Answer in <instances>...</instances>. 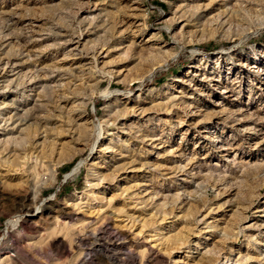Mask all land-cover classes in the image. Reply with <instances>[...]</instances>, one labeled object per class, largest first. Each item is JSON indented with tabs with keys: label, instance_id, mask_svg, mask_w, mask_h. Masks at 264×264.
Wrapping results in <instances>:
<instances>
[{
	"label": "rangeland",
	"instance_id": "1",
	"mask_svg": "<svg viewBox=\"0 0 264 264\" xmlns=\"http://www.w3.org/2000/svg\"><path fill=\"white\" fill-rule=\"evenodd\" d=\"M0 264H264V0H0Z\"/></svg>",
	"mask_w": 264,
	"mask_h": 264
},
{
	"label": "bare ground",
	"instance_id": "2",
	"mask_svg": "<svg viewBox=\"0 0 264 264\" xmlns=\"http://www.w3.org/2000/svg\"><path fill=\"white\" fill-rule=\"evenodd\" d=\"M79 165H80V164H79ZM77 168H78V167L74 168V171H76ZM11 223H12V222H11ZM16 223H17V222H13L12 224L15 226Z\"/></svg>",
	"mask_w": 264,
	"mask_h": 264
}]
</instances>
